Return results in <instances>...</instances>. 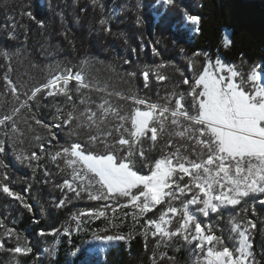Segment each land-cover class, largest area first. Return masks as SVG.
<instances>
[{"label": "trees", "instance_id": "16d2710c", "mask_svg": "<svg viewBox=\"0 0 264 264\" xmlns=\"http://www.w3.org/2000/svg\"><path fill=\"white\" fill-rule=\"evenodd\" d=\"M27 12H31L36 19H30L24 14ZM185 12L200 17L199 32L187 22ZM101 19H107L108 24L101 26ZM37 21L43 22L45 27L41 28ZM105 27H109L110 31H105ZM226 32L230 34L229 46H225ZM9 33H14L16 38H10ZM153 48L159 55L153 53ZM0 51L18 53L11 59L13 71L9 75L22 85V91L68 68L72 72H82L89 81L106 86L109 91L136 93L150 102H162L174 86H178L176 90L186 92L188 86L181 81L187 77L191 83V78L202 72L207 57L213 61L222 57L246 75L254 65H264V0H174L173 6L164 5L162 0H99L97 5H93L91 0H0ZM126 60L129 63H125ZM189 60L195 62L192 71L189 70ZM160 64L165 65L161 72L169 79L158 83L150 73L151 86L144 88L141 70L145 65ZM7 67L8 62L0 58V77ZM131 70L137 71L134 79L126 75ZM180 72L184 75L181 76ZM75 84L71 81L69 88H74ZM3 90V81L0 80V91ZM106 95L95 90H84L83 93L73 91L72 101L63 96H45L32 111L38 119L51 126L59 123L55 119L57 108L66 113L75 105L79 112L85 107L79 101L87 96L88 106L95 110ZM109 99L119 105L123 114H130L134 107L130 100ZM13 103L11 97H0V115L10 111ZM21 116L27 117L29 112L23 110ZM115 123L109 120L107 126L112 127ZM20 128L24 135L15 140L5 138L0 132V138L5 139V151L0 153V160L7 165L10 188L24 197L32 211L0 192V220L21 237V243L27 238L28 246L33 249L31 255L16 254L20 264H79L71 256L77 253L86 239L91 238L89 231L93 228L87 221L88 213L100 211L106 205L117 207L126 204L128 198L108 201L105 205L88 199L85 193L77 198L75 193L58 187L70 178L71 170L65 167L62 160L53 162L50 154L73 141L87 145L88 136L95 129H74L77 135L70 136L67 126L53 127V139L34 122L29 128V124L21 119ZM36 135L44 138L45 152L41 154L39 167L35 162L29 167L27 162L21 163L16 157L21 151L26 154L37 151L39 154L34 140ZM114 139L115 134L112 142ZM168 140L166 135L155 148L144 140L142 147L148 162H154L170 150L166 147ZM171 142L178 146L182 140L172 136ZM185 144L186 140L182 145ZM94 151L103 152V144H96ZM61 168L65 169L64 172L60 171ZM137 168L140 173L148 171L140 164ZM65 196L68 199L60 205ZM263 198H251L256 207L255 213L245 212L237 206L224 211L223 219L213 214L207 220V223L215 225V233L223 234L225 244L231 247L233 242L228 239L229 214L239 212V219H253L257 224L254 233L257 264H264ZM164 208L162 204L158 212ZM96 227L100 228V224ZM3 232L4 228H0L5 247L14 248L17 243L15 238L3 236ZM40 232L45 235H39ZM101 248L98 259L90 257L83 264H152L154 252L157 259L161 252L166 253L159 264H194L193 247L179 238L157 249L153 238H149L145 247V241L137 235L129 243L122 242L110 249ZM42 253L44 258L39 257ZM0 264H14L13 255L0 252Z\"/></svg>", "mask_w": 264, "mask_h": 264}, {"label": "snow or ice", "instance_id": "6c2138e0", "mask_svg": "<svg viewBox=\"0 0 264 264\" xmlns=\"http://www.w3.org/2000/svg\"><path fill=\"white\" fill-rule=\"evenodd\" d=\"M91 3L97 5L99 0H91ZM162 3L173 6L174 0H162ZM100 7L103 8V5ZM24 14L36 19L31 12ZM184 17L199 32L200 17L187 12ZM37 23L41 28L45 27L43 22ZM99 24L106 26L108 20L101 19ZM12 27L15 29L16 25ZM105 31H110V28L105 27ZM9 35L12 39L16 38L14 33ZM229 43L225 37V46ZM152 51L159 55L155 48ZM17 54L0 51V58L8 62L7 70L0 77L4 89L0 91V97H11L14 101L11 110L0 115V132L12 140L22 137L24 131L20 128L21 119L29 124V128L32 122L41 126L53 139V127L67 126L70 136L77 135L74 129H95L88 136L87 145L73 141L50 155L53 162L62 160L65 167L71 170L70 178L58 185L61 190L67 189L75 193L77 198L87 192L88 199L93 201L128 198V203L120 207L133 209L132 230L126 234L117 232L115 235H106L102 238L103 242H127L139 235L145 241V247L151 237L158 249L179 238L187 245L194 246L193 250L199 253L195 264H257L254 251L257 224L253 219L241 220L239 212L236 215L229 214L228 239L233 242L229 247L225 244L223 234L215 233V225L206 223L202 226L198 214L205 218L216 214L223 219L224 211L236 209L237 206H241L245 212L255 213L256 207L251 203V198L264 194V65H254L246 75L219 57L214 62L207 57L202 72L194 75L191 83L187 77L181 81L188 86L186 92L178 91V86H174L162 98V102H150L136 93L109 91L106 86L101 87L89 81L82 72H72L68 68L22 91V85L9 75L13 71L11 59ZM83 63L87 64V61ZM194 63L189 60L190 71ZM164 67L163 64L144 66L140 73L144 88L151 86L150 73L158 83L169 79L161 72ZM126 75L134 79L137 71H128ZM180 75L183 76V72ZM71 81L76 82L74 88H69ZM84 90H95L107 95L102 97V102L96 105L95 110L88 106L87 96L80 99V105L85 107L79 112L75 105L66 113L57 108L55 119L59 123L51 126L38 119L32 111L45 96H63L72 101L73 91L83 93ZM109 97L130 100L134 105L131 113L123 114L119 105L113 104ZM23 110H27L29 116L22 117ZM109 120L116 122L114 126H107ZM166 135L169 137L166 147L170 150L154 162H148L142 147L144 140H148L151 147L155 148ZM172 136L191 141V152L187 151V145L174 146ZM43 139L40 135L34 137L39 154L37 151L28 154L21 151L17 154V160L27 162L29 167L35 162L36 167H39L41 154L45 152ZM98 143L103 144V152L94 151ZM4 144L5 139L0 138V153L5 151ZM138 164L148 168V174H140ZM6 169L7 165L0 160V192L19 201L24 209L31 212L32 208L24 197L10 188ZM64 170L60 169L61 172ZM186 196L188 198L184 199ZM67 199L65 196L60 205ZM176 201H180L179 206L174 204ZM261 203L264 204V201ZM162 204L165 208L157 218H149L140 224L147 213ZM112 212L115 216V207H112ZM88 215L90 219H96L104 217L106 212L101 210ZM128 215L125 213L124 218ZM177 216L179 219L173 227ZM73 219L78 220L79 217ZM119 227L120 224H112L113 229ZM0 228H4L3 236L14 237L17 241L14 248H6L0 237V252L11 253L14 264H20L16 254L27 256L33 251L28 246L27 238L21 243V237L13 229L6 228L3 220H0ZM109 230L104 229L105 232ZM39 235L44 236L45 233L40 232ZM165 257L166 253L161 252L157 259L154 252L152 264H159ZM167 258L173 260L172 257Z\"/></svg>", "mask_w": 264, "mask_h": 264}, {"label": "rangeland", "instance_id": "374dc122", "mask_svg": "<svg viewBox=\"0 0 264 264\" xmlns=\"http://www.w3.org/2000/svg\"><path fill=\"white\" fill-rule=\"evenodd\" d=\"M225 37H227V39L230 41V34L228 32L225 33ZM224 37V40H225ZM230 43L227 45L229 46ZM223 62L230 64L228 62H226L224 60V58L219 57ZM214 62V61H213ZM185 140H182V142L179 145H182L184 143ZM191 141H186L187 145V151H189V153L191 152V148H192V142L189 143ZM178 145V146H179ZM184 149H182L183 151ZM140 174H148V171L145 173H140ZM187 179V178H185ZM83 194V193H82ZM86 195L87 192H85ZM256 196H264V194H257ZM188 197H184V199H187ZM264 201V198H263ZM95 202H100L101 204L106 205V202L108 201H102V200H96ZM174 204L176 206H179L180 201H176L174 202ZM108 207L102 206V210L106 212V215L104 217H99L96 219H88L87 221L89 222V226L93 229H91L89 231V234H91V238L86 239L82 246L80 247V249L77 251V253L73 254L71 256V258L73 260H77L79 264H83L84 261H86L88 258L90 257H94L96 259L99 258L100 252H101V247H104L105 249H110V248H114L117 247L120 243L122 242H126L124 240H120V241H116V242H103L102 238L106 235H115L117 234V232H123V233H127L129 230H132V226H133V221L131 218V212L133 211V209L129 208H122L119 206L115 207L116 208V213L115 216L112 212V205H107ZM161 205L157 206L156 209H154L152 212L147 213L141 220H140V224H143L147 219L149 218H157L159 212L158 209ZM111 207V208H109ZM195 207V206H193ZM101 211V210H100ZM92 213V212H90ZM95 213V212H94ZM93 213V214H94ZM128 213L129 215L127 216V218H124V214ZM89 214V213H88ZM154 215L153 217H149ZM213 214H210L209 217L205 218L202 215L198 214V219H200L202 221V226L203 224L207 223V220L212 216ZM89 216V215H87ZM179 219V217L177 216L176 219L173 221V227H175L176 221ZM116 223V224H120V227L118 229H113L112 228V224ZM96 224H100V228L96 227ZM108 228L110 229L109 231L105 232L104 229ZM136 228H139V225L136 226ZM136 237V236H135ZM131 241V240H130ZM130 241H127L126 243H129ZM192 251L194 252V264H195V260L196 257L199 255L198 252L194 251V246H192ZM28 255H31L28 254ZM40 258H44V253L40 254L39 256ZM41 263V262H39Z\"/></svg>", "mask_w": 264, "mask_h": 264}, {"label": "clouds", "instance_id": "9594fccd", "mask_svg": "<svg viewBox=\"0 0 264 264\" xmlns=\"http://www.w3.org/2000/svg\"><path fill=\"white\" fill-rule=\"evenodd\" d=\"M225 31H228V30L225 29Z\"/></svg>", "mask_w": 264, "mask_h": 264}]
</instances>
